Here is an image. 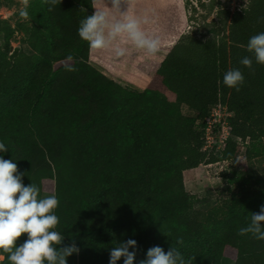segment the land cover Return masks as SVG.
<instances>
[{
	"label": "trees",
	"instance_id": "1",
	"mask_svg": "<svg viewBox=\"0 0 264 264\" xmlns=\"http://www.w3.org/2000/svg\"><path fill=\"white\" fill-rule=\"evenodd\" d=\"M96 3L33 0L31 52L0 44L1 264H264L263 180L224 173L207 211L184 185L200 164L264 156V0L206 36L175 24L143 90L88 63ZM219 103L231 136L204 150Z\"/></svg>",
	"mask_w": 264,
	"mask_h": 264
},
{
	"label": "rangeland",
	"instance_id": "2",
	"mask_svg": "<svg viewBox=\"0 0 264 264\" xmlns=\"http://www.w3.org/2000/svg\"><path fill=\"white\" fill-rule=\"evenodd\" d=\"M33 0H0V26L1 21L7 22V35L0 33V44L5 41L11 50H23L31 52L28 37L23 30L18 28L21 22H29V6ZM247 0H181L183 22L185 24L183 33H192L198 37L209 35L207 31L212 22L218 20L220 12L229 10L233 12L246 5ZM2 47V46H1ZM101 56L88 58V63L104 74L107 78L126 88L143 90L160 64V61H139L137 63H124L113 60V56L106 53L107 47L102 48ZM107 50V51H106ZM106 51V52H105ZM96 54V51H95ZM108 58V59H107ZM157 60V59H155ZM160 60V59H159ZM115 61V62H114ZM185 114H189L187 107L183 106ZM248 175L253 176L251 183L258 186L255 179L264 181V156L251 160L245 159L244 152L234 160H224L213 164H200L198 167L184 172V185L186 190L195 195L198 200L195 209L207 211L217 204L222 196H227V189L222 190L224 184H229L221 176ZM259 179V180H260ZM235 189V184L229 186ZM43 200L52 202L53 195L45 193ZM224 264H232L229 259L223 260Z\"/></svg>",
	"mask_w": 264,
	"mask_h": 264
},
{
	"label": "crops",
	"instance_id": "3",
	"mask_svg": "<svg viewBox=\"0 0 264 264\" xmlns=\"http://www.w3.org/2000/svg\"><path fill=\"white\" fill-rule=\"evenodd\" d=\"M180 4L181 0H97L89 57L101 56L107 47L108 56L119 62H161L164 46L173 44L168 41L172 32L183 24ZM3 259L0 254V264Z\"/></svg>",
	"mask_w": 264,
	"mask_h": 264
},
{
	"label": "built area",
	"instance_id": "4",
	"mask_svg": "<svg viewBox=\"0 0 264 264\" xmlns=\"http://www.w3.org/2000/svg\"><path fill=\"white\" fill-rule=\"evenodd\" d=\"M229 116L230 112L227 110L226 105L219 103L213 108L205 121L204 150L217 151L224 146L225 141L231 136L227 120V117ZM235 139L237 142H241L239 137Z\"/></svg>",
	"mask_w": 264,
	"mask_h": 264
}]
</instances>
